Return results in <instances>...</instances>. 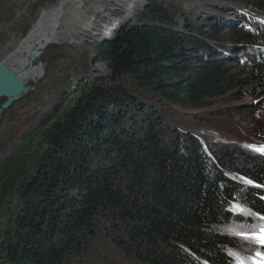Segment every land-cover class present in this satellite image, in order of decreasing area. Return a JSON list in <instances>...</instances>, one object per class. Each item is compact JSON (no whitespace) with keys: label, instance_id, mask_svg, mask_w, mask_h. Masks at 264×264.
I'll return each instance as SVG.
<instances>
[{"label":"trees","instance_id":"trees-1","mask_svg":"<svg viewBox=\"0 0 264 264\" xmlns=\"http://www.w3.org/2000/svg\"><path fill=\"white\" fill-rule=\"evenodd\" d=\"M247 1L264 14V0ZM155 2L97 43L107 72L77 76L1 163L0 264H86L101 241L121 263L234 264L240 241L217 229L243 221L238 206L264 215V156L203 143L158 111L203 110L236 89L264 111V52L248 51L239 74L210 62L240 41L255 51L264 32L218 35L216 19L196 31Z\"/></svg>","mask_w":264,"mask_h":264},{"label":"rangeland","instance_id":"rangeland-1","mask_svg":"<svg viewBox=\"0 0 264 264\" xmlns=\"http://www.w3.org/2000/svg\"><path fill=\"white\" fill-rule=\"evenodd\" d=\"M60 1L62 0L4 1L0 9V62L8 54L7 49L14 40L28 36L39 14ZM125 1L127 0H81L79 9L76 10L78 13L84 14L89 8H93L86 26L81 28L72 40L49 45L40 53L38 58L41 59L40 64L43 68L41 76L35 82L26 84L30 89L29 94L4 112L0 120V165L14 144L16 146L23 142L39 123L52 114L60 103V97L73 89L77 76L82 73L100 76L107 72L96 55L95 47L98 42L100 43L97 37L98 31L111 19L122 15L121 10ZM153 2L164 8L171 4L176 11L182 9L184 20L189 21L190 26L196 31L200 27L210 28V25L201 26V23L207 20H212L214 23V19L220 21L221 30L216 33L218 35L237 30L243 31L245 27L253 32H257L260 28L264 29L263 24H257L260 23L259 19L250 16L251 14L264 16V14L246 7L249 4L247 0H148L144 5L136 7L133 14L129 15L132 17L128 19L129 17L126 16L122 21L124 23L119 26L122 28L132 20L147 21L148 19L143 15L145 9ZM220 5L222 8L219 7ZM206 32L209 34L208 30ZM257 44L260 45L255 51L251 48L255 43L246 40L240 41L239 45L220 46L221 52L227 49L234 51L232 57L227 59L212 55L215 58L210 62L213 65H221L222 70H228L231 74H239L244 71L241 62L253 59L249 58L250 53H253L257 59L261 56L264 51V40H259ZM216 45L218 44L214 43L213 47H217ZM134 96L137 94L135 93ZM4 102L5 100H0V106ZM253 104L254 100L248 96L245 89H236L227 91L215 99L211 107L203 110L170 105L158 111L170 125L177 126L182 131L185 129L192 132L203 143H214L218 149L234 147L247 153L254 149L258 151L264 149V111L253 109L251 107ZM234 210L242 216L243 221L221 225L217 229L221 234L235 237L240 241L239 249L232 252L231 257L250 256L264 251V247L258 246L256 242L243 238L256 235L264 228V215L254 214L247 208L236 207ZM109 244L101 241L96 246V251L86 257V264H130L124 257H121L122 263L119 262L113 253L116 248L111 251Z\"/></svg>","mask_w":264,"mask_h":264},{"label":"bare ground","instance_id":"bare-ground-1","mask_svg":"<svg viewBox=\"0 0 264 264\" xmlns=\"http://www.w3.org/2000/svg\"><path fill=\"white\" fill-rule=\"evenodd\" d=\"M81 0H62L57 5L43 10L33 24V28L24 39L14 40L7 49L4 64L20 72L26 83L35 82L41 76V64L34 65L40 53L49 45L66 43L85 27L93 11L89 8L84 14L78 13ZM85 1V0H84ZM148 0H127L119 15L102 26L98 32V40L112 36L124 23L126 16L133 14L136 7L144 5ZM126 24V23H125ZM120 25V26H119Z\"/></svg>","mask_w":264,"mask_h":264},{"label":"water","instance_id":"water-1","mask_svg":"<svg viewBox=\"0 0 264 264\" xmlns=\"http://www.w3.org/2000/svg\"><path fill=\"white\" fill-rule=\"evenodd\" d=\"M219 7L222 8V5ZM128 17V19H130L132 16L130 17L128 15ZM128 19H126V21H128ZM123 27L124 26L114 31L112 36L102 39L100 43L114 41ZM40 63V58H37L34 61L35 66H38ZM26 84L27 83L20 72L9 68L4 64V61L0 62V100H5V102L0 106V120L4 112L8 111L14 104L29 94L30 89L29 87H26Z\"/></svg>","mask_w":264,"mask_h":264},{"label":"snow or ice","instance_id":"snow-or-ice-1","mask_svg":"<svg viewBox=\"0 0 264 264\" xmlns=\"http://www.w3.org/2000/svg\"><path fill=\"white\" fill-rule=\"evenodd\" d=\"M259 151H261L262 154H264V149H261ZM243 238L248 239V240H252V241L256 242L258 244V246L264 247V228H262L261 231L256 235L245 236ZM261 259H264V257H262Z\"/></svg>","mask_w":264,"mask_h":264}]
</instances>
